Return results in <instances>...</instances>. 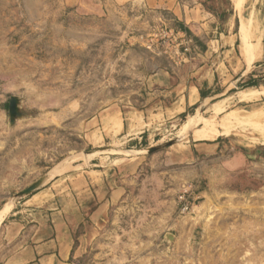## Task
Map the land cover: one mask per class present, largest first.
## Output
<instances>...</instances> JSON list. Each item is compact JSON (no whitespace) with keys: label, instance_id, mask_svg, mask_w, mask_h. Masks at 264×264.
<instances>
[{"label":"rangeland","instance_id":"1","mask_svg":"<svg viewBox=\"0 0 264 264\" xmlns=\"http://www.w3.org/2000/svg\"><path fill=\"white\" fill-rule=\"evenodd\" d=\"M180 24L168 13H141L131 5L93 15L63 0H0V214L9 207L0 226L47 184L17 195L54 167L118 151L117 140L90 145L84 125L118 105L125 122L136 119L133 113L144 115L148 140L139 152L112 156L135 159L134 170L124 199L88 246L86 236L76 264H264V98L239 101L232 94L222 114L202 105L175 117L155 109L175 95L149 90L147 80L183 64L158 34L183 30ZM12 96L25 115L15 125ZM192 116L200 123L185 131ZM198 129L196 139L219 136L221 149L207 156L191 150L187 141Z\"/></svg>","mask_w":264,"mask_h":264},{"label":"crops","instance_id":"2","mask_svg":"<svg viewBox=\"0 0 264 264\" xmlns=\"http://www.w3.org/2000/svg\"><path fill=\"white\" fill-rule=\"evenodd\" d=\"M63 2L93 15L105 14L110 7L131 5L141 13H168L181 23L193 39L194 52L179 70L159 69L147 80L149 90L164 98L175 95L174 101L166 104L160 100L155 105V109L165 110V115H183L200 105L203 111L206 107L222 114L232 94H238L239 101L264 98V0ZM251 80L261 82V91L255 87L236 91ZM133 114H137L136 119L125 122L119 106L112 105L87 118L84 125L88 127L89 144L100 148L117 140L118 151L110 156L102 154L104 150L98 156L84 154L72 164L54 167L47 187L15 205L0 226V264L77 263L86 236L88 246L94 229L106 222L110 211L124 199L127 174L134 170L135 159L112 156L139 152L137 148L148 140L150 126L144 115ZM200 120L192 116L185 131ZM197 132L201 130L194 131L192 140L187 141L191 150L207 156L221 149L219 136L209 142L208 133H200L202 138L196 139ZM56 169L60 172L53 174ZM83 227L87 234L78 235L77 230Z\"/></svg>","mask_w":264,"mask_h":264},{"label":"built area","instance_id":"3","mask_svg":"<svg viewBox=\"0 0 264 264\" xmlns=\"http://www.w3.org/2000/svg\"><path fill=\"white\" fill-rule=\"evenodd\" d=\"M158 36L166 48L174 49L178 58L184 60L192 54L193 39L186 31L177 30L175 28H165L158 34ZM180 201L184 211L190 208V203L186 199V193L180 196Z\"/></svg>","mask_w":264,"mask_h":264},{"label":"water","instance_id":"4","mask_svg":"<svg viewBox=\"0 0 264 264\" xmlns=\"http://www.w3.org/2000/svg\"><path fill=\"white\" fill-rule=\"evenodd\" d=\"M24 117H25V115L23 114L22 109H21L20 98L17 97V96H12L10 98V102H9L10 124L11 125H15L17 120H21ZM174 142H176V140L172 141V142H168L166 144H160V145H157V146H154V147H150L148 149V152L149 153L158 152L162 148L172 145ZM50 180H51V175L50 174L45 175L44 177L40 178L38 181L33 183L31 186H29L25 190L21 191L17 195V198H24V197H27V196H30V195L34 194L36 191H38L39 189L44 187L47 183H49Z\"/></svg>","mask_w":264,"mask_h":264},{"label":"trees","instance_id":"5","mask_svg":"<svg viewBox=\"0 0 264 264\" xmlns=\"http://www.w3.org/2000/svg\"><path fill=\"white\" fill-rule=\"evenodd\" d=\"M181 29L184 30V28H182V27H181ZM184 31H186V30H184ZM260 83L261 82H259L257 80H254V81L251 80V81H248V82L242 84L241 87H240V89L243 90V89H247V88H254V87L257 88L258 86H260ZM202 95H203V97L206 96L204 93ZM191 110H195V109H191Z\"/></svg>","mask_w":264,"mask_h":264},{"label":"bare ground","instance_id":"6","mask_svg":"<svg viewBox=\"0 0 264 264\" xmlns=\"http://www.w3.org/2000/svg\"><path fill=\"white\" fill-rule=\"evenodd\" d=\"M5 209H6V208H5ZM8 209H9V207H8L6 210H4V211L1 212V214H0V221H1L2 217H3V214H4Z\"/></svg>","mask_w":264,"mask_h":264}]
</instances>
